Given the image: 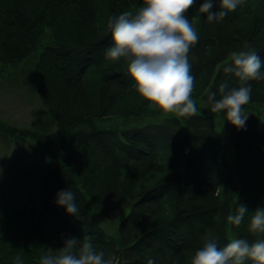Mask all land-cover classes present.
<instances>
[{
  "label": "trees",
  "instance_id": "16d2710c",
  "mask_svg": "<svg viewBox=\"0 0 264 264\" xmlns=\"http://www.w3.org/2000/svg\"><path fill=\"white\" fill-rule=\"evenodd\" d=\"M202 2L186 13L197 17L199 32L189 53L199 114L182 117L142 100L126 66L106 59L108 19L143 0H0V65L37 56L32 85L59 126L43 135L0 122V133L27 140L52 159L39 204L0 216V264H17L16 257L39 264L48 248L73 237L82 243L90 236L120 264H146L149 256L156 264H190L209 232L221 246L232 238H264L248 231L252 211L264 207V81L248 82L244 109L251 114L243 129L227 132L229 146L208 101L209 91L219 99L221 82L240 84L223 70L231 52L252 50L264 61V0H243L214 22L198 13ZM212 11H219V0ZM55 141L57 153L50 147ZM68 189L78 217L56 204L57 193ZM239 203L249 212L237 227L226 218ZM96 214L113 222L115 237Z\"/></svg>",
  "mask_w": 264,
  "mask_h": 264
},
{
  "label": "clouds",
  "instance_id": "9594fccd",
  "mask_svg": "<svg viewBox=\"0 0 264 264\" xmlns=\"http://www.w3.org/2000/svg\"><path fill=\"white\" fill-rule=\"evenodd\" d=\"M243 0H219V11H212L214 0H203L198 13L205 15L208 22L223 20L229 12L235 11ZM196 0H143L139 7L125 10L107 21L111 32L112 46L105 51L106 59L122 62L127 75L134 82L137 95L150 106L164 113H175L182 117L199 114L193 98L195 77L191 72L189 53L198 42L197 17L189 19L187 11ZM231 63L224 67L225 73H232L240 82L238 87H229L221 82L219 99L217 93L209 91L208 101L214 113H223L224 119L237 129L245 127L248 115L244 106L251 99L252 87L249 81H264V61L252 50L233 51ZM74 193L61 190L56 204L65 208L69 215L79 216ZM249 212L246 205L239 203L234 214L227 221L240 226ZM248 231L264 236V207L252 211ZM79 244V247H78ZM20 264V257H16ZM39 264H120L115 255L97 250L90 236L81 243L76 238L65 240L62 248L47 252ZM146 264H156L152 257ZM190 264H264V238L249 241L232 238L223 246L212 233H206L202 244L190 255Z\"/></svg>",
  "mask_w": 264,
  "mask_h": 264
},
{
  "label": "rangeland",
  "instance_id": "374dc122",
  "mask_svg": "<svg viewBox=\"0 0 264 264\" xmlns=\"http://www.w3.org/2000/svg\"><path fill=\"white\" fill-rule=\"evenodd\" d=\"M36 61L37 56L33 55L10 68H2L0 65V122L14 128L50 135L59 126L51 121L32 85L31 76ZM203 106L208 107L207 104ZM244 111L247 115L251 114L246 109ZM209 113L219 124V135L223 143L229 146L231 141L227 132L233 125L224 119L223 113L212 112L210 106ZM261 116L264 117L263 114ZM50 147L51 152L57 153L60 142L55 141ZM51 165L52 159L33 143L21 138L12 139L0 133V216L9 208L18 210L24 206L30 207L33 203L39 204L42 177ZM95 219L107 235L115 237L113 222L97 214Z\"/></svg>",
  "mask_w": 264,
  "mask_h": 264
}]
</instances>
